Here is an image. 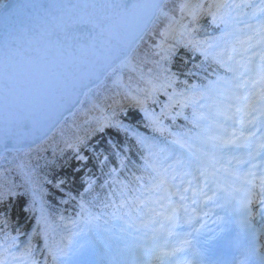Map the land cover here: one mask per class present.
Segmentation results:
<instances>
[{"label": "trees", "instance_id": "1", "mask_svg": "<svg viewBox=\"0 0 264 264\" xmlns=\"http://www.w3.org/2000/svg\"><path fill=\"white\" fill-rule=\"evenodd\" d=\"M182 1L166 0L163 7L170 15L177 17L179 24L187 25V31L181 34L179 25L172 26L167 18L158 15L130 54L138 73L124 75L123 83L133 90L143 92H147L146 86L155 84L151 92L147 94L148 102H150L147 103V107L158 105L165 108L173 92L183 93L189 86H194L195 91L199 93L198 89L202 85L215 82L218 76L225 74L221 66L212 59L211 54L205 58L200 49H208V46L212 45V49L209 50L211 53L224 52L221 46L231 48L236 41L222 30L224 26H228L224 16H249L254 10L253 7H233L223 9L222 14L216 16L215 20L211 16H204L192 21L190 15L181 11ZM236 1V4L247 2L227 0V3ZM197 42L200 45L199 49L195 47ZM239 45L241 44L237 43L235 46ZM166 48H171L173 53L167 59L163 52ZM173 75L172 87L160 89L159 86L164 82L165 77ZM107 79L83 97L69 121L60 124L46 141L29 150L7 152L0 158V201H2L0 204H4L1 213L16 220L25 214L23 208L26 209V206L32 212L37 210V198L52 216L58 210L64 213L73 212L80 207L78 195L83 186L82 176L88 171L85 167H88L89 159L88 157L85 161L75 159L77 151L87 154L90 153V149L95 150L93 147H98L99 151L105 154L104 149L117 146L118 149H123L129 154V130L142 131V118L146 107L137 109L136 113L130 112L120 100L122 98L120 93L124 90L122 86H116ZM154 88L157 90L153 91ZM92 101L100 103L114 101L111 107L114 112L112 121L121 123L122 129L110 124L109 121L107 126L100 129L93 127L90 129L91 134L89 136L85 134L83 141L76 146L77 151L72 150L66 147V144L73 138L81 136V132L88 130L99 117V112ZM121 108L125 111L119 112ZM170 108L173 114L178 115L181 110L186 109L179 104ZM182 117L189 118L187 114ZM184 125L178 124L179 129L185 128ZM18 162L22 163L23 169L18 166ZM82 168L85 169L84 172ZM10 196L11 198L7 199ZM12 207V212L9 213Z\"/></svg>", "mask_w": 264, "mask_h": 264}, {"label": "water", "instance_id": "2", "mask_svg": "<svg viewBox=\"0 0 264 264\" xmlns=\"http://www.w3.org/2000/svg\"><path fill=\"white\" fill-rule=\"evenodd\" d=\"M162 0H5L0 6V154L42 140L148 25ZM96 4L105 7L69 5ZM11 62L15 86L4 87Z\"/></svg>", "mask_w": 264, "mask_h": 264}, {"label": "snow or ice", "instance_id": "3", "mask_svg": "<svg viewBox=\"0 0 264 264\" xmlns=\"http://www.w3.org/2000/svg\"><path fill=\"white\" fill-rule=\"evenodd\" d=\"M98 6L105 7L107 5H69V7L72 8ZM202 7L203 5L201 4L183 5L181 6V11L183 12L187 10L188 14L192 18V21H196L198 19L197 10L201 9ZM211 7H215L217 9V12L223 9H231L233 7H253L261 15H264V0H260L259 5L249 4L247 2L241 4H230L227 3V0H223V2L215 3L214 5L209 6V11L211 10ZM213 19H216L215 14H213ZM247 26L249 28L253 27L252 25ZM179 28L182 30L181 34L187 31V25L179 24ZM257 36L258 39L256 40L255 44L251 43L253 39V37L251 36L248 37L247 40H241L240 44L242 47L240 52H237L235 48H232L229 50H225L224 52L210 53L209 50L212 49V45H209L208 49H200L205 55V58H207L209 54H211L213 60H215L226 71L231 72L233 74L231 81H228L227 83H231L234 89L239 90L240 94L236 96V99L245 102L243 109L239 107H237L236 109L237 113L243 111L244 119L232 121L233 124L240 125L239 136L236 135L237 130L233 128L232 133L228 138H223L220 140L219 146L223 148H228L231 145H235L237 147H244L245 145H236V140L240 139L241 137L247 140L249 136H255V132L248 130L249 126H251L252 128H256L257 131L264 132V21L260 23V28L259 32L257 33ZM195 47L198 49L200 48L199 42L195 44ZM249 50H252L251 55L246 56L245 54H247ZM163 52L166 59L173 54L171 48L163 49ZM233 53H235V55H233ZM255 57L259 58L258 64H254ZM14 72L15 70L11 62H9L3 69L4 87L9 92L15 86ZM173 83L174 75L172 77L166 76L164 82L160 84L159 87L160 89L169 88L172 87ZM216 83L219 84L220 80L218 79ZM209 87H211V82ZM155 90L157 89L154 88L153 91ZM178 97H182L183 99H178ZM203 98V93H197L195 91L194 86H189L185 89V92L183 93L173 92L169 96L170 103L166 107H172L175 104H179V106L183 108L187 106L188 103L197 104L199 103V100ZM256 113H259V117H257ZM194 115L197 114L194 113ZM249 117L251 118L249 119ZM227 119L232 120V117H228ZM258 123L259 127H257ZM260 141L261 142L259 144V148L264 149V135H261ZM176 143L179 144L180 141H177ZM183 146L184 145L181 144V147ZM249 155L252 156L253 160H255V158L257 156H260L261 153L259 151H256L254 153H250ZM77 158L81 161L85 160V157L83 156L78 155ZM239 162L243 163L245 161ZM177 163H180V161L177 160ZM149 167L154 173V175L150 176V183L144 186L143 191L140 192V195L133 197L130 202L124 198L125 192L121 191V202L118 207H124L125 205L130 204V210L135 211L136 207H138L139 205H144V207L147 208L149 213H155V215L157 216H164L165 219H167L168 221H172L173 218L178 215L181 209H183L185 213L189 211L188 204L186 203L189 200V197L186 195L187 192L192 191L193 195L191 198V203L193 205L197 204V196L204 197L207 200H212V197L208 196V193L204 191V188H209L210 191L212 190L210 187V177L215 176L214 171L209 172L206 167L201 168L197 166L196 172L198 173V175H193L192 172L187 170L177 173L171 165H168L167 167H157L156 165H149ZM256 167H258V165L252 164V168ZM113 171L115 170L113 169ZM232 175L235 176L237 180H242L244 185L249 186L246 189L249 194V198L240 202V210L242 213L245 214L246 217L242 221V223L247 225L248 228L253 227V225L248 219V217H252V210L249 207V205L252 203V197H255L260 220L261 222H264V168H261L259 175H257L255 171H248L244 173L243 176H241L239 172H233ZM178 176L180 177L179 185L170 182L176 181ZM184 177H191V179L185 181ZM201 178H203L204 180V187H191L193 179H195L197 181V184H199ZM135 179L137 181H140L143 179V177H135ZM257 181H259V183H257ZM60 183H63V181H60ZM86 183L88 185V189H91L93 182L91 180H88L86 181ZM185 184H187L188 186H184ZM158 192L163 194L154 199L152 194ZM145 193H147L148 195L145 196ZM172 197H178L180 203H177L176 201L172 200ZM162 201H167V203L165 204ZM157 203H159L161 208H164L166 210L167 215H165L164 212H157L156 209L152 207V205ZM191 211L195 213L196 209L192 208ZM155 222V220L142 221L145 227L148 226V223ZM169 235H172V233L170 232ZM187 243V241H183L180 247H174L170 252H163L160 255H157L155 258L159 261V264H172V262L166 258L175 256L177 252H184L185 248L183 247V245ZM0 264H5V262L0 260ZM175 264H190V262L187 260L181 261L177 259L175 261Z\"/></svg>", "mask_w": 264, "mask_h": 264}, {"label": "rangeland", "instance_id": "4", "mask_svg": "<svg viewBox=\"0 0 264 264\" xmlns=\"http://www.w3.org/2000/svg\"><path fill=\"white\" fill-rule=\"evenodd\" d=\"M244 105L245 103L241 105L242 109ZM213 164L217 165V161H213ZM81 236V248L85 252L82 256H77V252H75L71 264H115L117 262L118 259L114 254L112 246L106 242L104 235L94 228L83 227Z\"/></svg>", "mask_w": 264, "mask_h": 264}]
</instances>
